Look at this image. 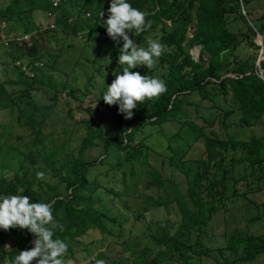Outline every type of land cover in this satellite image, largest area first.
<instances>
[{
	"label": "rangeland",
	"instance_id": "rangeland-1",
	"mask_svg": "<svg viewBox=\"0 0 264 264\" xmlns=\"http://www.w3.org/2000/svg\"><path fill=\"white\" fill-rule=\"evenodd\" d=\"M10 1L0 0V8ZM104 2L62 0L54 15L67 17L69 23L75 21L77 32L57 25L44 32L48 21L47 8L35 9L31 22L27 23L34 30L30 36L31 50L28 48L31 45L24 43L12 42L4 46L2 39L16 29L19 22L16 17L0 22V82L26 78L14 66L15 58L24 61L31 58L42 63L33 80H30L32 77L25 79L36 86L41 100L35 124L26 120L22 105L19 106L23 109L20 113L18 107L14 110L12 103L0 100V174L15 172L49 198L52 196L49 186H57L64 192L65 181L61 177L68 174V160L81 155L84 160L94 162L87 170L90 185L81 193L90 194L95 207L117 219L113 222L103 217L104 230L91 228L79 238L68 239L73 248L72 256L68 258L72 264H95L96 260H104L106 264H117L118 260L120 263L124 260L129 262L133 260V251L152 245L151 236L157 227L163 228L165 220L169 223L179 221L178 195H182L186 206L195 209L186 189L195 170V161L205 156L200 133L180 127L173 121L163 126L147 125L134 131L133 144H143L139 156L131 160L126 159V154L113 147L112 143L105 144V138L115 134V126L110 114L101 112L100 100L115 78L113 73L123 68L119 65L120 50L112 54L117 43L107 39V33L90 32L94 17ZM240 6L246 14L244 7ZM246 9L257 27L262 25L261 40L264 44V0H251ZM229 23L233 30L245 32L244 23L233 18L232 14ZM104 31L107 30L104 28ZM160 33L158 26L145 37L147 41H158ZM254 42L256 45L249 37H243L237 53L241 57L258 56V38ZM169 50L171 48L164 46V52ZM33 51L34 55L31 54ZM199 51V44L189 48L195 60ZM203 58L206 60L207 55ZM148 70L147 66H138L135 72L150 76ZM156 72L153 71L152 77H157ZM15 85L12 99H16L25 86L22 83ZM191 99L199 101V97ZM207 103L204 101V105ZM215 103V108L185 106L190 111V118L203 125L206 132L214 130L220 138L231 136L242 141L255 135L264 139V114L258 121L245 125L241 122L239 103L231 93L225 98L217 95ZM47 104L50 105L48 111L42 109ZM88 134L92 136V142L85 143L84 137ZM105 147L109 149L107 154L104 153ZM241 153L240 148L228 149V154L233 157H240ZM37 172H44L45 179L38 180ZM232 173L235 178L242 175L246 179H238L235 185L232 180L228 182L225 204L213 214L203 232H194L210 249L208 255L201 256L200 264H264V252L254 260L245 261L239 259L243 255L240 249L227 246L230 237L264 233V178L257 179L260 172L256 170L252 174L244 161L236 162ZM250 183L253 188L252 185L249 187ZM256 184H259L257 189ZM233 187L238 191L235 196L231 195ZM245 191L246 194L242 195ZM155 200L161 202L156 204ZM6 245L11 247L9 239Z\"/></svg>",
	"mask_w": 264,
	"mask_h": 264
},
{
	"label": "trees",
	"instance_id": "trees-1",
	"mask_svg": "<svg viewBox=\"0 0 264 264\" xmlns=\"http://www.w3.org/2000/svg\"><path fill=\"white\" fill-rule=\"evenodd\" d=\"M109 1L105 0L94 17L91 34L107 33L104 31L106 27L103 25V20L108 18ZM128 2L134 8L148 13L146 20L151 21L152 25L151 29L139 35L129 33L130 38L136 40L140 46L147 47L145 35L160 26L158 42L171 48L169 51H163L157 66L148 70L150 76L153 71H157V77L167 85V92L158 99L146 100L138 104L133 110L132 119H125L124 115L119 113L118 105L109 106L101 99V112L109 113L115 126V134L107 136L105 144L112 143L113 147L126 154V159L131 160L139 156L143 144L142 142L133 144L134 131L143 129L147 125L163 126L166 122L173 121L179 123L180 127L185 126L189 130L200 133L204 142L205 156L195 161V170L192 171V179L186 189L187 197L195 209L186 206L182 195H178L179 221L169 223L165 220L163 228L157 227L152 234V245H145L142 249L133 251V260L129 262L124 260L123 263L118 260L117 264H200L201 256L208 255L210 249L202 243L199 236L194 235V232H203L205 225L213 218V214L225 204L228 182L232 180L235 185L238 179H246L242 175L239 178L233 176L232 169L236 162H247L252 174L256 170L260 172L257 179L264 178V139L253 135L248 140L237 141L231 136L220 138L212 129L206 132L203 125H198L190 118V111L185 105H193L196 108L199 106L215 108L217 95L225 98L228 93H231L242 111L241 122L250 125L258 121L264 114V78L259 75L255 65L257 55L241 57L237 49L242 38L246 36L253 45H256L254 39L257 33H262L263 27L262 25L257 27L254 20L249 17L250 13L246 5L251 0H128ZM240 5L246 10L247 17L251 23L253 22L252 25L248 23ZM41 7L48 9V0H11L6 6L0 8V22H8L16 17L19 23L13 31L31 33L33 36L34 30L27 23L32 20V12ZM101 11L105 13L102 20ZM231 14L233 18L241 19L245 25V32L233 30L230 27ZM55 22L57 26L71 28L77 32L78 24L75 21L69 23L65 16L56 17ZM46 30L43 31L46 32ZM107 39L111 40L109 36ZM197 44L200 45V51L198 59L195 60L189 48ZM122 47L123 41L115 46L112 54ZM28 48L33 49V45ZM34 53L33 51L31 54L34 55ZM205 55H207L206 60L203 58ZM28 59L33 61L31 58ZM260 68L263 70L264 77V58L260 61ZM16 69L26 77L25 79L30 78L24 75L20 68L16 67ZM136 70L137 68L131 69L133 72ZM122 72L123 69L120 74ZM228 73L234 75L230 76ZM25 79L16 82H0V100L4 103H12L14 110L18 107L20 113L23 109L19 106L22 105L25 108L26 120L35 124V114L41 108V100L36 86L27 83ZM19 83L25 86L19 91L17 100L12 99L14 85ZM191 97H199V101ZM204 101L208 102L207 105H204ZM49 106V104L44 105L42 109L48 111ZM221 121L224 122L223 117ZM84 138L85 143L92 142L90 134ZM230 147L240 148L241 156L229 155ZM104 150L107 154L109 149L105 147ZM68 162L67 176L61 177L59 174L61 180L65 181L64 192L57 186H49L52 189V196L49 198L46 193L33 188L31 182L22 179L15 172L10 174L9 171H5L0 174V196L25 195L32 202H48L53 205L56 220L64 225L63 231L55 230L54 239L59 238L67 243L68 251L64 257L65 261L73 253L68 239L79 238L91 228L104 230L103 217L113 222L117 220L116 217H110L95 207L90 194L86 196L81 193L90 185L87 170L94 162L84 160L81 155L69 159ZM251 185L250 183V188ZM258 185L256 184V189ZM94 188H91L89 192L92 193ZM237 194L238 191L233 187L231 195ZM245 194L246 191L242 193V195ZM155 202L157 204L161 200H155ZM8 239L11 241V247L6 246ZM34 239L35 237L26 229L15 228L9 231L0 229V264H6V262L13 264L19 251L34 247L32 244ZM227 246L243 252L239 259L254 260L264 252V233L230 237Z\"/></svg>",
	"mask_w": 264,
	"mask_h": 264
},
{
	"label": "clouds",
	"instance_id": "clouds-1",
	"mask_svg": "<svg viewBox=\"0 0 264 264\" xmlns=\"http://www.w3.org/2000/svg\"><path fill=\"white\" fill-rule=\"evenodd\" d=\"M104 15V11H101V20ZM148 15L134 8L128 0H111L108 18L103 20L108 36L117 44L123 40L119 55L123 72L113 73L115 79L108 85L102 99L109 106L118 105L119 113L125 119L133 118V110L138 104L158 99L167 92V85L162 79L131 71L138 66L152 69L164 51V46L156 40L149 39L147 47H143L130 38L129 33L139 35L151 29V21L146 20ZM36 177L44 180L45 173L37 172ZM15 228L28 230L35 239L32 241L34 247L19 251L13 264H72L71 260L64 259L68 251L67 243L59 238L54 239L55 230L63 231L64 225L56 220L51 203L32 202L25 195L0 196V229L9 231ZM95 264L106 262L96 260Z\"/></svg>",
	"mask_w": 264,
	"mask_h": 264
},
{
	"label": "built area",
	"instance_id": "built-area-1",
	"mask_svg": "<svg viewBox=\"0 0 264 264\" xmlns=\"http://www.w3.org/2000/svg\"><path fill=\"white\" fill-rule=\"evenodd\" d=\"M49 8L46 10L47 16V24L44 28L46 29H54L56 28V16L54 15V10L60 6L62 0H48ZM31 33H26L22 31H13L10 32L4 39H2V44L4 46H9L10 43H26L27 45H31L30 40ZM14 66L20 68V70L28 77H35L36 70L42 66L41 62L38 61H30V60H23L22 58H15L14 59Z\"/></svg>",
	"mask_w": 264,
	"mask_h": 264
},
{
	"label": "water",
	"instance_id": "water-1",
	"mask_svg": "<svg viewBox=\"0 0 264 264\" xmlns=\"http://www.w3.org/2000/svg\"><path fill=\"white\" fill-rule=\"evenodd\" d=\"M242 10V13L245 15V17H246V14H245V12H244V10H243V8L241 9ZM246 19H247V21H248V23L250 24V25H252V23L250 22V20L246 17ZM256 38H258V45H259V47H260V49H259V54H258V56H257V60H256V62H255V65H256V67L258 68V72H259V75L262 77V78H264L263 77V75H262V69L260 68V61L263 59V56H264V44H263V42H262V40H261V34H259V33H257V35H256ZM192 55V54H191Z\"/></svg>",
	"mask_w": 264,
	"mask_h": 264
}]
</instances>
